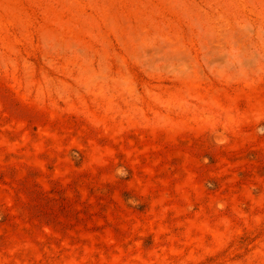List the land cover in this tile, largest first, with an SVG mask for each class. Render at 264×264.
<instances>
[{
  "label": "rangeland",
  "instance_id": "rangeland-1",
  "mask_svg": "<svg viewBox=\"0 0 264 264\" xmlns=\"http://www.w3.org/2000/svg\"><path fill=\"white\" fill-rule=\"evenodd\" d=\"M0 264H264V0H0Z\"/></svg>",
  "mask_w": 264,
  "mask_h": 264
}]
</instances>
